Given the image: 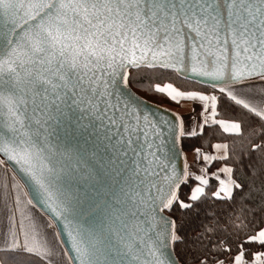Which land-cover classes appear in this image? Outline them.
<instances>
[{"label": "snow or ice", "instance_id": "1", "mask_svg": "<svg viewBox=\"0 0 264 264\" xmlns=\"http://www.w3.org/2000/svg\"><path fill=\"white\" fill-rule=\"evenodd\" d=\"M93 2L106 4L115 26L105 52L83 67L57 64L45 79L0 78V165L15 161L44 193L43 202L26 199L4 167L0 264H105L99 241L85 246L67 222L54 249H29L39 235L28 210L61 226L44 182L51 170L32 140L68 102L103 120L133 161L112 228L119 264H264V158L255 146L264 128L250 151L243 146L264 115V0Z\"/></svg>", "mask_w": 264, "mask_h": 264}, {"label": "water", "instance_id": "2", "mask_svg": "<svg viewBox=\"0 0 264 264\" xmlns=\"http://www.w3.org/2000/svg\"><path fill=\"white\" fill-rule=\"evenodd\" d=\"M106 7L93 0H0V78L45 79L44 73L57 64L90 63L106 51L104 37L115 30ZM32 144L51 170L44 182L60 206L59 231L63 233L67 222L85 246L99 241L105 264H119L123 254L114 250L112 228L124 207L133 171L124 146L103 120L71 102L47 122L46 134L33 137ZM29 162L39 167L38 161ZM10 165L31 198L43 202L39 186L15 161Z\"/></svg>", "mask_w": 264, "mask_h": 264}, {"label": "crops", "instance_id": "3", "mask_svg": "<svg viewBox=\"0 0 264 264\" xmlns=\"http://www.w3.org/2000/svg\"><path fill=\"white\" fill-rule=\"evenodd\" d=\"M228 131L235 132L238 129L233 126V125H226L225 126ZM5 157L0 154V160H4ZM4 167L8 169V175L9 177L15 176L17 182L20 183L21 185V190L22 192H25L28 194L26 199H32L29 193V189L24 183V181L21 179V177L18 175L16 171H13V168L9 164H5L4 166L0 165V176L4 175ZM27 217H28V222L35 226L38 235H39V244H37L36 240L33 239L32 243L29 244V249L33 252H38L40 255H44V250L45 249H54V245L52 243L53 241V234L59 231L56 226V222L51 218L50 215L45 214L44 210L40 208H36L33 210L27 211ZM60 232V231H59ZM57 239H59V236H57ZM23 247V244L21 245ZM41 264H50V262L45 259H40ZM51 264H63V261L56 257Z\"/></svg>", "mask_w": 264, "mask_h": 264}, {"label": "trees", "instance_id": "4", "mask_svg": "<svg viewBox=\"0 0 264 264\" xmlns=\"http://www.w3.org/2000/svg\"><path fill=\"white\" fill-rule=\"evenodd\" d=\"M142 95V94H141ZM149 100H153L154 102H156L157 97L155 96H144ZM164 106H168L167 104H164ZM261 125H259L255 131L252 132H247L245 137H244V148L246 151H250V149L254 146V142L257 141L259 139L258 133L262 130V128H264V115H261ZM257 148V154L261 157L264 158V142L258 143L255 145ZM3 258V253H0V259ZM37 264H41L40 260L37 261Z\"/></svg>", "mask_w": 264, "mask_h": 264}, {"label": "rangeland", "instance_id": "5", "mask_svg": "<svg viewBox=\"0 0 264 264\" xmlns=\"http://www.w3.org/2000/svg\"><path fill=\"white\" fill-rule=\"evenodd\" d=\"M169 107H173V106H171V105H169ZM187 108V106H185L184 108H180V109H175L174 108V110H177V111H185V109ZM191 159V156H189V160Z\"/></svg>", "mask_w": 264, "mask_h": 264}]
</instances>
